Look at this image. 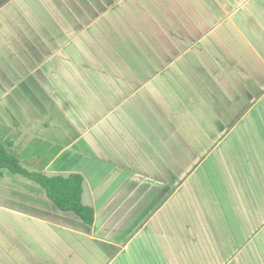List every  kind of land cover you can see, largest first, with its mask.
<instances>
[{"label": "crops", "instance_id": "0c3cea01", "mask_svg": "<svg viewBox=\"0 0 264 264\" xmlns=\"http://www.w3.org/2000/svg\"><path fill=\"white\" fill-rule=\"evenodd\" d=\"M0 140V264H264V0H0Z\"/></svg>", "mask_w": 264, "mask_h": 264}, {"label": "trees", "instance_id": "16d2710c", "mask_svg": "<svg viewBox=\"0 0 264 264\" xmlns=\"http://www.w3.org/2000/svg\"><path fill=\"white\" fill-rule=\"evenodd\" d=\"M5 170L25 176L38 183L56 210L72 213L86 224L93 222V207L82 203L83 177L81 174L49 175L43 172L30 171L0 140V179Z\"/></svg>", "mask_w": 264, "mask_h": 264}, {"label": "rangeland", "instance_id": "374dc122", "mask_svg": "<svg viewBox=\"0 0 264 264\" xmlns=\"http://www.w3.org/2000/svg\"><path fill=\"white\" fill-rule=\"evenodd\" d=\"M255 244H257L256 242H254ZM254 258L258 261L259 260V253L256 251L253 253Z\"/></svg>", "mask_w": 264, "mask_h": 264}]
</instances>
